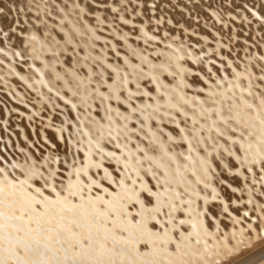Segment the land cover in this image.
I'll use <instances>...</instances> for the list:
<instances>
[{
	"label": "snow or ice",
	"instance_id": "obj_1",
	"mask_svg": "<svg viewBox=\"0 0 264 264\" xmlns=\"http://www.w3.org/2000/svg\"><path fill=\"white\" fill-rule=\"evenodd\" d=\"M0 264H264V0H0Z\"/></svg>",
	"mask_w": 264,
	"mask_h": 264
}]
</instances>
